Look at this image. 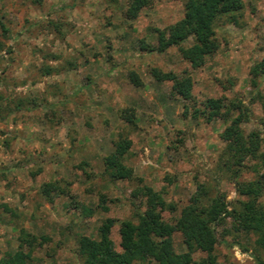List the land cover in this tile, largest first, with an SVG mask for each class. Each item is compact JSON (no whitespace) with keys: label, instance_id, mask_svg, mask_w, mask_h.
Wrapping results in <instances>:
<instances>
[{"label":"rangeland","instance_id":"rangeland-1","mask_svg":"<svg viewBox=\"0 0 264 264\" xmlns=\"http://www.w3.org/2000/svg\"><path fill=\"white\" fill-rule=\"evenodd\" d=\"M124 8L125 0H0L6 30L0 27V259L16 249L22 228L41 242L30 264H79L78 238L95 237L105 217L113 219L109 237L119 251V223L136 222L144 208L133 194L140 185L174 205L160 212L168 222L198 182L223 193L228 209L243 199L234 190L235 177L219 166V133L226 122L184 116L182 100L169 92L171 82L155 81L149 69L188 71L197 104L208 97L240 101L249 111L240 124L243 133L259 131L264 74L252 84L248 69L264 57V0H243L235 22L217 21L218 48L197 69L175 46L162 52L141 48L155 45L154 29L181 18L182 0H152L132 20L124 18ZM129 71L138 75L139 86L130 83ZM128 108L134 126L119 117ZM118 134L130 139L123 163L131 177L111 181L102 157ZM254 163L245 162L236 181L261 177L264 203V167L255 171ZM47 182L63 190L53 192L51 202L40 192ZM69 194L92 207V215L71 207ZM215 231L217 264L264 263L254 237L233 232L229 218ZM172 246L176 253L185 251L179 232L172 234ZM203 257L195 251L192 264Z\"/></svg>","mask_w":264,"mask_h":264},{"label":"trees","instance_id":"trees-1","mask_svg":"<svg viewBox=\"0 0 264 264\" xmlns=\"http://www.w3.org/2000/svg\"><path fill=\"white\" fill-rule=\"evenodd\" d=\"M72 2L76 0H71ZM152 0H125L123 16L127 20L134 19L139 11L149 7ZM243 8V0H182V16L163 29H154L155 45L141 43L147 51L162 52L170 46L177 48L178 54L190 69H197L207 56L218 48L214 27L220 19L235 22V15ZM2 31H6L0 24ZM189 41V42H187ZM3 44L0 41V50ZM49 74V68L44 69ZM155 81L169 80L170 94L182 100V114L188 112L192 118L201 117L206 122L219 118L226 125L219 133L224 141L219 161L222 167L232 173L234 190L243 199L237 200V206L228 209L223 193L210 191L202 182L195 184V189L187 202L180 208L172 222L161 217V210L173 211L174 205L165 203L160 193L147 185L138 186L134 195L143 199L144 208L137 213L136 222L122 220L118 226L119 251L114 249L109 237L113 219L103 218L96 228L95 237L81 235L77 241L76 254L79 264H192L195 251L204 253L200 264H217L214 246L217 243L215 227L229 218L233 232L252 235L256 247L264 250V203L259 201L263 191L261 177L250 181H236L240 168L245 162L255 160L252 169L264 167V102L261 103L263 118H260L259 131L244 134L240 124L248 117V108L240 101H226L223 97L205 98L200 102L191 94L192 79L190 73L182 70L179 74L171 71L163 72L155 67L149 69ZM264 74V57L254 62L248 69L252 84ZM127 78L134 86L141 81L138 75L129 71ZM128 126H134L132 109H123L119 115ZM260 134V136H259ZM130 147V139L118 134L112 141L111 150L102 157L103 172L111 180H123L131 177V168L123 163V158ZM220 166V167H221ZM63 192L55 183H43L40 187L42 196L52 200L53 192ZM69 205L78 209L84 217L93 213V208L79 203L72 195H67ZM101 202L103 199H100ZM100 202V203H101ZM102 210L106 207L98 205ZM179 232L185 251L176 253L172 246V234ZM37 237L24 229L19 230L17 246L12 253L0 259V264H30L33 248L40 245ZM257 264H264L256 260Z\"/></svg>","mask_w":264,"mask_h":264}]
</instances>
